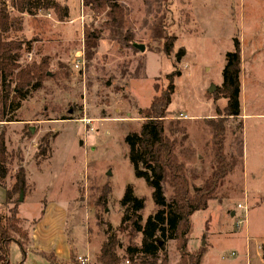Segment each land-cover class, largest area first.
Masks as SVG:
<instances>
[{"label": "rangeland", "instance_id": "rangeland-1", "mask_svg": "<svg viewBox=\"0 0 264 264\" xmlns=\"http://www.w3.org/2000/svg\"><path fill=\"white\" fill-rule=\"evenodd\" d=\"M0 1L19 15L10 0ZM53 1L57 7L19 15L21 29L5 34L23 42L21 65L47 63L41 88L30 89L8 112L0 104L7 169L0 187L10 188L20 169L25 174L24 189L9 203L1 202L0 190V214H8L15 201L27 235L12 233L24 254L11 241L8 263L77 264L80 255L96 264L111 234L120 242L119 254L128 243H139L140 234L120 226L124 188L130 185L144 200L143 220L156 207L150 188L133 173L124 136L139 129L140 110L166 88L172 71L179 75L165 121L176 118L186 127L194 149L185 162L199 176L190 185L200 186L213 168L204 121L226 104L217 89L226 53L237 40L240 112L228 119L224 141L226 156L236 163L207 206L190 215L186 250L205 248L200 264H264V0H116L124 8L117 29L103 23L104 11L94 14L81 0ZM64 5L68 15L60 21ZM88 25L102 32L85 59ZM163 32L175 37L169 55L162 51ZM178 150L180 160L188 155ZM166 246L169 264H175V241Z\"/></svg>", "mask_w": 264, "mask_h": 264}, {"label": "trees", "instance_id": "trees-1", "mask_svg": "<svg viewBox=\"0 0 264 264\" xmlns=\"http://www.w3.org/2000/svg\"><path fill=\"white\" fill-rule=\"evenodd\" d=\"M81 2L94 14L104 11L106 20L103 23L116 29L120 27L124 8L116 0H81ZM51 6L54 8L58 4L53 0H10V7L19 15H33L38 9H48ZM19 15H12L4 1H0V104L6 112L13 107L18 108L19 101L30 89L41 88L47 66L45 60L21 65L20 51L23 42L5 37L10 30L21 29ZM67 15L68 9L64 5L58 13V20L62 21ZM101 32V29L91 25L84 27L85 59L92 57ZM162 40V51L165 55H169L175 37L164 33ZM181 53L182 51L179 55ZM239 74L240 48L238 41L233 40V49L226 53L222 81L217 89L226 100V104L221 110L216 109L214 117L206 118L204 121L210 132L213 168L198 187L191 188V179L199 176L194 169H189L185 162L192 154L187 129L179 119L165 121L167 108L174 92V78L179 72L169 73L166 88L156 92L149 105L140 110L143 122L137 131L130 130L125 134L124 143L133 173L150 188L151 199L156 208L143 220L140 211L144 207V200L135 196L132 187L127 185L118 201L122 209L120 226L129 228L131 234H140L139 243H128L123 253L119 254L117 250L120 242L115 234H111L102 243L96 264H169L166 246L168 241H175L179 252L175 264L201 263L205 248L186 250L187 234L190 229L189 218L193 212L207 206L224 178L235 166L236 158L225 154L224 141L228 119L236 117L240 112ZM66 118L68 117H63ZM6 121H18V119L9 117ZM176 147L180 153L187 150L188 155L180 160ZM5 162L6 148L3 136L0 135V186H4L3 181L7 175ZM24 187L25 174L20 169L14 175L12 186L5 190L4 204L9 203L13 194L22 191ZM166 190H169L168 197L165 195ZM17 208V203L14 201L8 209V214H0V264H9L8 245L11 241L17 242L23 251L22 242L12 237V233L19 234L23 238L27 236L18 225ZM73 259L74 257L70 256L71 262Z\"/></svg>", "mask_w": 264, "mask_h": 264}, {"label": "built area", "instance_id": "built-area-1", "mask_svg": "<svg viewBox=\"0 0 264 264\" xmlns=\"http://www.w3.org/2000/svg\"><path fill=\"white\" fill-rule=\"evenodd\" d=\"M75 62V66L77 67L78 65V60L74 61ZM185 118V116H183ZM237 207L241 208L242 206L240 204L237 205ZM245 208V207H243ZM76 261L79 263V264H87L88 260L85 256H80V255H77L75 257Z\"/></svg>", "mask_w": 264, "mask_h": 264}, {"label": "crops", "instance_id": "crops-1", "mask_svg": "<svg viewBox=\"0 0 264 264\" xmlns=\"http://www.w3.org/2000/svg\"><path fill=\"white\" fill-rule=\"evenodd\" d=\"M189 134V133H188ZM191 149H194L193 148V146H192V144H191ZM0 190H2L3 191V193H2V198H1V202L2 203H4V200H5V191H4V189L2 188V187H0ZM28 238H32V235H30V237H29V235H28ZM33 239V238H32ZM56 254H59L57 251H56ZM66 257H67V255H66Z\"/></svg>", "mask_w": 264, "mask_h": 264}, {"label": "water", "instance_id": "water-1", "mask_svg": "<svg viewBox=\"0 0 264 264\" xmlns=\"http://www.w3.org/2000/svg\"><path fill=\"white\" fill-rule=\"evenodd\" d=\"M133 46H134L135 48H137V49H143V46H142V45L134 44ZM213 89H214V86L211 87V89H210L209 91H212ZM21 196H22V192H20V197H19V199L21 198Z\"/></svg>", "mask_w": 264, "mask_h": 264}]
</instances>
